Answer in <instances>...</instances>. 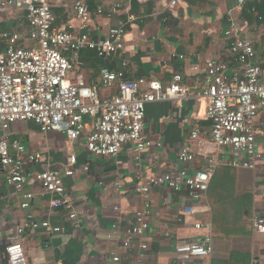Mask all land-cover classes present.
<instances>
[{"label":"crops","instance_id":"0c3cea01","mask_svg":"<svg viewBox=\"0 0 264 264\" xmlns=\"http://www.w3.org/2000/svg\"><path fill=\"white\" fill-rule=\"evenodd\" d=\"M3 1L0 0V53L6 47L3 32L20 34L25 39L21 46H28L31 31L25 8L3 11ZM75 1L53 0L58 29L63 30L69 24L79 28ZM84 1L94 16L89 29L80 32L88 33L95 41L104 38L112 27L130 22L132 17L127 24L123 53L106 57L90 50L80 53L77 72L88 85L99 84L101 68L116 71L126 63L127 80L146 78L169 85L173 76L180 73L190 93L185 99L147 106L143 132L155 146L140 162L134 159L131 146H125L115 158L90 154L86 149L90 118H86L88 126L83 136L73 142L61 132H41L34 122L12 124L8 130L10 138L42 155L41 163L27 166L26 171H59L77 219L71 220L64 209H54L51 203L57 196L46 193L38 183L32 182L23 192L3 185L0 188V264L6 262V246L15 241L22 243L29 264H177V245L201 241L208 233L194 228L198 221L212 227L211 264H264V235L255 232L253 227L257 217H264V112L257 119L262 133L257 137L255 168L231 166L242 157L230 149H215L211 145L207 104L198 96L206 87L204 75L192 70L193 65L204 66L213 59L235 66L230 53L232 41L226 37L233 21L240 24V35L254 44L256 63L263 67L264 80V0H244L242 6L239 0ZM174 1L177 3L173 6ZM117 3L122 8L112 17L97 14L100 8L107 11ZM99 93L105 97L114 94L115 89L100 87ZM195 131L199 138L192 140ZM185 146H192L198 154L188 165L179 161V153ZM209 150L218 158L219 166L200 202L191 203L186 189L175 192L154 185L165 174L176 177L185 169L190 175L195 174L206 163L199 152ZM72 155L77 157L75 174L67 177L63 173ZM140 185L150 189L148 200L137 194L136 188ZM25 192L33 194L28 209L22 207ZM190 205L197 213L183 215L185 207ZM143 210L148 213L149 231L145 239L135 238L132 247L125 249L127 229L135 215ZM30 215L38 223L49 221L52 228L58 227L61 231L25 228L19 235L18 229ZM145 242L148 249L143 251L140 246ZM113 255H118L120 262H114Z\"/></svg>","mask_w":264,"mask_h":264},{"label":"built area","instance_id":"2783aa9c","mask_svg":"<svg viewBox=\"0 0 264 264\" xmlns=\"http://www.w3.org/2000/svg\"><path fill=\"white\" fill-rule=\"evenodd\" d=\"M176 1L172 5H176ZM244 0L238 4L243 5ZM24 7L31 31L27 38L28 46H21L25 39L18 33L3 32L6 47L0 53V188L7 185L17 192H23L33 183L57 198L51 203L54 209H64L71 220L77 219V211L67 194L63 175L53 169L42 172L26 171L27 166H38L42 161L40 153L29 151L17 139L8 135L11 125L16 122H34L41 132H61L70 141L79 140L87 130L91 119V130L86 139L87 151L96 157H117L125 146H131L134 159L140 162L142 156L155 143L144 135L147 106L153 103L181 100L189 96L190 87L184 83L182 74H175L169 85L158 80L140 78L126 79V63L123 68L112 71L101 68L99 84L90 86L78 74L80 53L90 50L99 57L116 56L126 49L127 24L122 22L112 27L108 34L97 41L88 30L94 13L84 0L74 2L78 29L69 24L58 29L53 11V0H4L3 11ZM122 8L121 3L112 5L107 11L99 9L97 14L112 17ZM2 19L0 18V30ZM231 39L230 53L234 65L216 59L204 66L193 65L192 70L204 75L205 89L198 95L205 99L206 119L211 123V145L215 149H230L240 155L241 160L231 163L233 167L255 168L258 156L257 137L261 130L257 119L264 112L263 67L256 63L257 53L252 41L240 35V24L231 22L226 31ZM115 89L114 94L102 97L99 88ZM192 140L199 138L197 131ZM205 158V165L195 174L183 170L178 176L169 174L158 177L154 185L167 187L180 192L186 189L191 203L200 202L207 194L211 181L219 166L213 151L199 152ZM198 154L192 146H185L179 153V161L188 165L195 161ZM77 157L70 156L67 177L75 174ZM87 171L88 168L84 167ZM117 186H120L118 183ZM137 194L149 199L150 189L137 186ZM24 209L30 208L33 199L31 192H25ZM196 209L185 207L183 215L193 216ZM146 211H139L127 229L124 239L125 249L132 247L135 238L145 239L150 223ZM47 227L54 232L49 221L38 223L30 215L18 229L22 234L25 228ZM255 232L264 235V217L253 222ZM116 228V226H114ZM196 230L208 231L201 241H186L177 245V264H211L213 236L211 225L200 221L194 225ZM111 238V236H109ZM140 248L148 249L147 242ZM4 264H29L24 247L20 241L10 243L5 248ZM141 257H144L141 254ZM114 262H120L113 255Z\"/></svg>","mask_w":264,"mask_h":264},{"label":"trees","instance_id":"16d2710c","mask_svg":"<svg viewBox=\"0 0 264 264\" xmlns=\"http://www.w3.org/2000/svg\"><path fill=\"white\" fill-rule=\"evenodd\" d=\"M213 180V179H212ZM212 183V182H211ZM211 186V185H210ZM209 189H210V187H209Z\"/></svg>","mask_w":264,"mask_h":264}]
</instances>
